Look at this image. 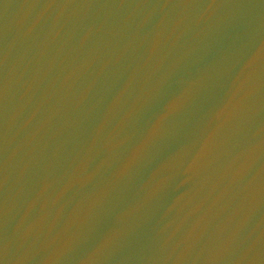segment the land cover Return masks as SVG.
<instances>
[{
	"label": "water",
	"instance_id": "1",
	"mask_svg": "<svg viewBox=\"0 0 264 264\" xmlns=\"http://www.w3.org/2000/svg\"><path fill=\"white\" fill-rule=\"evenodd\" d=\"M0 264H264V0H0Z\"/></svg>",
	"mask_w": 264,
	"mask_h": 264
}]
</instances>
